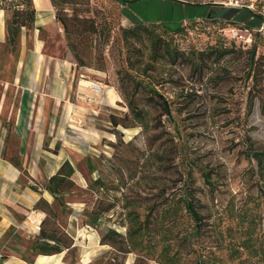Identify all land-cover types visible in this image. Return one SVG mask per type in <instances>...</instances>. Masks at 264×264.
Segmentation results:
<instances>
[{
  "label": "rangeland",
  "instance_id": "1",
  "mask_svg": "<svg viewBox=\"0 0 264 264\" xmlns=\"http://www.w3.org/2000/svg\"><path fill=\"white\" fill-rule=\"evenodd\" d=\"M72 1L78 2L77 11L81 16L95 20L107 40L101 42L106 63L105 70L101 71L96 69L94 61L92 67L75 66V58L59 23L57 29L42 31L46 55L56 57L60 62L64 60L77 70L71 81V103L82 100L91 106V110L105 104L103 95L89 97L83 93L92 91V83L99 82L102 90L105 85L109 87L106 90L113 88V93L127 105L124 91L128 84L119 79V73L127 70L139 74V78L151 82L170 102H175V121L169 120L168 124L179 129V165L189 176L190 194L195 196L203 215L200 225L187 212L181 213L174 223H165L163 236H167L168 241L160 240L162 235L147 237V249L129 254L125 264H160V260L162 264L168 263V256L161 255L165 248L169 256L180 252L174 264H264V167L258 168L256 162L249 159L252 152L247 147L248 143L264 147V74L259 79V90L250 92L254 84L247 77L250 64L246 60L237 62L233 57L214 67L213 77L208 74L201 79L193 76L186 65L176 67L161 59L154 62L151 43L155 37L171 40V44L181 51L196 55L209 52L212 47L231 48L232 39L225 31L248 29L254 34L257 56H264V0H141L128 5L119 0ZM74 6L63 5L69 14ZM153 23L156 28L151 27ZM179 27L185 30L181 34L166 32ZM133 28H139L140 37L136 41L132 39L128 46L123 32ZM27 47L31 48L30 41ZM129 47L135 48V54L128 51ZM22 57L21 43L15 52L5 44L0 47V150L7 143L11 149L8 155L23 161L12 136L21 95L17 80ZM221 78L225 79L218 85ZM80 80L87 82L79 83ZM187 93L195 96V104L176 111L177 103L188 102L189 99L183 98ZM141 98L146 100L143 96ZM123 107L128 110L125 106L116 110L125 112L121 109ZM70 108L73 107L70 105ZM72 110L67 126L66 123L63 125L68 134L77 138L79 145H73L75 149H68L66 154L77 170L79 186L67 195V200L72 202L71 211L61 222L74 236L75 248L65 252L60 264H122L123 255L109 246H101V236L110 229L126 236V199L135 205H128V209H137L143 220L147 212L145 208L161 198V190L179 180L170 158L163 157L167 160L166 167H152V163L144 162L150 145L162 149L169 142V136L166 133L158 136L156 130L142 132L140 127L115 129L109 122V113L100 111L96 115L84 108L80 115H74ZM67 111L68 108L62 114L68 115ZM84 130L95 134H87ZM63 135L59 138L64 139ZM149 136H153L151 143ZM83 139L88 140L87 144L81 142ZM44 148L36 151L34 157L43 156L47 174H50L55 169V159L50 150L46 149L47 153H44ZM66 155L59 162H63ZM99 156L106 160V163L102 162L106 164V180L109 182L106 202L112 200L116 206L94 228L86 225V221L98 196L88 190V185L103 172ZM89 157L94 158L98 168L93 174L87 164ZM140 166L144 171L138 169ZM203 170L212 172V185L204 182ZM135 173L139 179L132 181ZM23 180L28 183L25 176ZM112 184L118 185L120 191L113 189L115 185ZM155 218H151L153 225L157 222ZM175 234L179 237L173 239ZM21 240L28 243L24 238ZM247 244L250 247H246ZM255 250L263 252L257 255Z\"/></svg>",
  "mask_w": 264,
  "mask_h": 264
},
{
  "label": "trees",
  "instance_id": "2",
  "mask_svg": "<svg viewBox=\"0 0 264 264\" xmlns=\"http://www.w3.org/2000/svg\"><path fill=\"white\" fill-rule=\"evenodd\" d=\"M122 4L128 5L141 0H119ZM55 10L56 21L62 26L66 39L68 41V47L71 50L76 67H92L93 61L96 65V69L104 71L106 67L104 59V51L101 49V42L107 37L104 36L103 30H99V26L96 24L93 18L83 17L77 11V3L72 0H51ZM190 6H201L200 3H187ZM61 5V6H59ZM63 5H75L72 14H69ZM0 9L10 12L9 17L6 20L7 39L6 46L11 48L12 52H15L19 44L21 43L23 29L31 30L35 27L36 23V9L33 0H0ZM138 25V24H137ZM151 27L156 28V24H151ZM140 27V26H139ZM225 29V28H224ZM226 30V29H225ZM224 30V31H225ZM139 28L137 29H126L124 30V40L127 45H130L132 39L136 41L139 39ZM183 27H179L176 30H166L167 33L181 34L184 32ZM173 38V37H172ZM162 38L155 37L152 43L153 61L159 59L166 60L173 66L186 65L190 69V73L193 76H197L204 79L208 74L213 77L215 74L214 67L220 66L223 61L227 59H233L237 62L246 60L250 64V69L247 74L248 79H252L254 84L251 90H259L260 78L264 74V56H257L258 46L255 44V37L253 34V44L249 48H244L243 45L238 44L232 40L230 45L231 48L226 47H212L209 52H200L199 54L189 55L184 51H181L176 46H173L170 41L161 40ZM136 47V46H135ZM128 51L135 54V48L129 47ZM130 58V63L131 62ZM211 67V68H209ZM210 69L206 72L207 69ZM261 76V77H260ZM119 79L122 82L128 84V89L124 91L125 98L127 99V105L123 102L118 101L116 106H108L103 104L101 112L109 113L110 124L117 129L118 127L128 128H142V132L148 133L151 130H156L158 136L162 133H166L169 136V142L171 144L164 146L162 149H156L150 145V152L145 158L147 162L154 165H160L162 167L167 166V158H170L171 166L176 169V173L179 180L175 185L169 188L165 187L161 190V198L154 203L152 206L145 208L147 210L145 218L141 219V214L137 212V209L130 208L134 207V202L126 199V208L128 210L126 219L128 221L127 234L126 236L117 232L114 229L108 230L107 233L101 236L100 244L102 246H109L118 254L123 255V262L125 264L127 256L129 254L142 251L147 249L145 245V239L150 237L160 236V240L168 241L167 236H163V232L166 231L165 223H174L177 221L178 216L187 212L190 218L200 225L203 222V215L199 211V208L195 202V196L190 194L192 189L188 184V174L184 168L179 165V129L175 126L171 128L168 124L169 120L175 121L173 116V104L170 102L151 82H145L139 78V74H135L127 70L125 73H119ZM225 78H221L218 82ZM262 82V80H261ZM125 84V83H124ZM145 97L146 100L141 97ZM184 99H189L186 104L184 102L177 103L175 106L177 109H186L188 105L195 104V96L190 93L183 94ZM119 106H125L121 108L125 112H118L116 109ZM172 129V130H171ZM173 131V132H171ZM153 136L148 137V141L151 143ZM9 138V136H8ZM7 142V136H6ZM8 144L4 146L2 150V157L8 160L13 166H15L23 176L28 179L29 187L40 194L48 192L53 197V202H49L47 199L41 197V199L35 204L33 210L40 212L44 215L40 225L38 233L26 239L27 244L22 242L19 234L15 236V242L19 243L25 248V253L22 255L24 260L28 264H35V260L38 256H54L62 254L64 252L71 251L75 248V238L68 231V229L62 224L61 219L70 213L72 202L67 200V195L71 194L78 183L76 181L77 170L75 166L66 160L60 168L46 180L34 179L28 169L24 166L23 161L16 156L8 155ZM115 145H112L114 147ZM247 147L251 150L252 154H249V159L254 160L258 168L264 167V147H259L254 143H248ZM58 148L53 150L54 153L58 152ZM163 157H166L163 158ZM99 161L106 163L103 156H99ZM87 164L90 168L91 173H95L96 168L94 158H88ZM103 172L88 185V190L95 193L98 197L95 202V208L90 212L86 225L91 227H97L101 218L110 212L116 203L112 200L106 202V188L109 182L106 180V164L102 163ZM140 171H144L141 166L138 167ZM143 173V172H142ZM202 177L205 183L212 185L213 176L212 172L203 170ZM139 179L136 173L132 176L131 180ZM115 184H112V186ZM112 189V188H111ZM113 189L120 191L118 185L113 186ZM124 194H122V197ZM129 200V201H128ZM155 212L157 213L155 215ZM160 214V215H158ZM156 216L157 221L154 225L151 218ZM172 233V232H171ZM13 234V230L9 231L6 235V240ZM179 235L175 234L173 239L178 238ZM247 241V240H246ZM171 247V246H170ZM246 247H250L247 244ZM165 248L161 255L166 259L168 263L174 264L175 257L180 256V252L176 251L172 256H169V252ZM18 250V249H17ZM256 254H260L263 250H255ZM8 254L0 253V263L6 259ZM106 256V255H105ZM117 259V256H116ZM162 264V261H159Z\"/></svg>",
  "mask_w": 264,
  "mask_h": 264
},
{
  "label": "crops",
  "instance_id": "3",
  "mask_svg": "<svg viewBox=\"0 0 264 264\" xmlns=\"http://www.w3.org/2000/svg\"><path fill=\"white\" fill-rule=\"evenodd\" d=\"M33 2L36 9L35 27L31 30L23 29L21 37L23 62L17 80L21 95L19 108L15 113L12 136L17 141L18 155L23 158V164L30 175L34 179L44 181L56 173L66 160H70L66 155L68 149H75L73 145L79 146L76 143L77 138L66 132L71 110L73 109L74 115H80L81 109L86 108L99 115L103 105L91 110L89 108L91 106L82 100L71 103L69 99L72 88L71 81L77 70L64 60L60 62V59L46 55L45 40L41 37L42 31L49 32L59 27L54 7L51 0H33ZM9 15L10 12L0 9V47L6 44V20ZM28 41L31 42V48L27 47ZM29 57L31 61H29ZM83 82L87 81H79V83ZM97 84L102 83L97 82ZM106 87L109 88L105 85L104 90L83 93L89 97H93L94 94L103 95L106 105L115 106L120 101V97L113 93V91L115 92L113 88L111 91L106 90ZM79 88L81 89V87ZM82 98L88 97L82 96ZM68 104L73 108H70ZM83 104L89 106H83ZM67 108L68 115L64 116L62 112ZM64 123L66 126L63 125ZM84 131L87 134H95L93 131ZM62 135L65 136V141L59 138ZM87 141V139L81 140L83 144H87ZM93 144L96 145V142ZM58 146V152L54 153L53 150ZM43 148L50 150L53 153L52 158L55 159L53 163L55 169L50 174H47L43 156L34 157V153L43 150ZM9 150L11 149L8 148ZM45 150L44 153H47ZM65 155V160L59 162ZM23 177L20 170L2 157V150H0V253L8 254L0 264H28L22 256L25 253V248L15 242V236L19 234L26 239L35 236L44 218L42 213L33 210L35 204L41 197L51 203L54 200L48 192L40 194L33 191L29 187L30 182L25 183ZM76 181L79 186L77 179ZM11 230H13V234L6 240V235ZM64 254L65 252L54 256H38L35 264H60Z\"/></svg>",
  "mask_w": 264,
  "mask_h": 264
},
{
  "label": "built area",
  "instance_id": "4",
  "mask_svg": "<svg viewBox=\"0 0 264 264\" xmlns=\"http://www.w3.org/2000/svg\"><path fill=\"white\" fill-rule=\"evenodd\" d=\"M232 40L236 41L238 44L244 46V48L250 47L253 44V34L250 30H241L238 28H230L225 31ZM92 90L98 92L102 90V86L98 84L92 85ZM89 101V100H88Z\"/></svg>",
  "mask_w": 264,
  "mask_h": 264
}]
</instances>
